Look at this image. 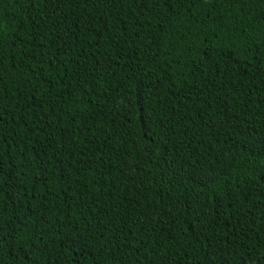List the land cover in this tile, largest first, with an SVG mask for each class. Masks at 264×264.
<instances>
[{
    "label": "trees",
    "instance_id": "obj_1",
    "mask_svg": "<svg viewBox=\"0 0 264 264\" xmlns=\"http://www.w3.org/2000/svg\"><path fill=\"white\" fill-rule=\"evenodd\" d=\"M0 264H264V0H0Z\"/></svg>",
    "mask_w": 264,
    "mask_h": 264
}]
</instances>
